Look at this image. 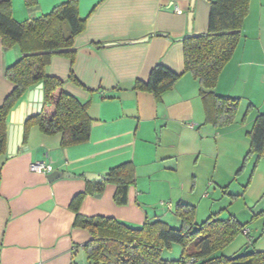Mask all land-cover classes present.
Returning <instances> with one entry per match:
<instances>
[{"label":"crops","instance_id":"1","mask_svg":"<svg viewBox=\"0 0 264 264\" xmlns=\"http://www.w3.org/2000/svg\"><path fill=\"white\" fill-rule=\"evenodd\" d=\"M66 1L36 0L29 6L12 0L13 17L35 18ZM210 11L209 0H80L79 13L88 21L75 39V60L54 56L47 70L64 81L66 92L89 104L91 138L64 147L60 134L27 126L30 91L38 85L13 107L8 141L20 126L23 133L16 152L8 153L7 142L8 156L0 158V264H86L82 246L91 236L73 227L70 204L77 194L100 186L102 191L86 195L81 214L134 225L160 219L180 227L175 210L185 203L196 207L197 222L224 211L221 218L234 215L246 224L249 233L239 234L224 249L226 255L264 250V157L245 161L247 132L264 114V0H251L242 39L215 88L219 95L241 99L236 122L224 127L207 120L200 84L184 73L183 39L190 24L192 35L208 32ZM20 56L19 47L5 50L0 38V105L15 88L6 70ZM159 63L183 74L160 99L134 88ZM223 153L234 162L222 161ZM37 161L74 177L51 182L50 173L31 170ZM126 162L134 163L136 182L121 206L114 201L116 185L86 174L105 176ZM240 171L248 178L241 191L229 193ZM204 199L208 215L198 220Z\"/></svg>","mask_w":264,"mask_h":264},{"label":"trees","instance_id":"2","mask_svg":"<svg viewBox=\"0 0 264 264\" xmlns=\"http://www.w3.org/2000/svg\"><path fill=\"white\" fill-rule=\"evenodd\" d=\"M35 2L26 0L29 6ZM79 2L67 0L47 14L17 21L12 13V0H0L3 48L8 50L17 46L21 51L19 59L6 70V77L15 88L0 105V158L8 156L11 110L29 89L40 83L44 85L43 109L30 117L26 125H36L45 135L60 134L64 147L90 140L92 118L89 104L66 92L64 81L51 76L47 70L54 56L75 60V39L85 30L88 21L79 13ZM209 3L208 32L183 39L184 73H190L200 84L207 120L224 127L236 122L241 99L219 95L215 88L242 39L251 0H209ZM182 76V73L159 63L151 70L148 80H137L134 88L151 92L160 99ZM70 77L78 81L73 72ZM247 135L250 150L245 161L253 155L264 157V114L256 117ZM104 182L116 185L114 201L117 205H126L129 188L136 182L134 163L126 162L111 168ZM96 191H102V187L77 194L70 204L75 212L73 227L85 229L91 236L82 246L86 264H264V250L252 249L233 256L224 253V249L247 228L234 215L221 218L218 212L197 222L196 207L179 203L175 213L181 226L173 227L160 219H147L142 225H134L115 217L81 214L84 198ZM174 245L181 247L180 257L164 258L165 251H170Z\"/></svg>","mask_w":264,"mask_h":264},{"label":"water","instance_id":"3","mask_svg":"<svg viewBox=\"0 0 264 264\" xmlns=\"http://www.w3.org/2000/svg\"><path fill=\"white\" fill-rule=\"evenodd\" d=\"M195 0H192V4H194ZM191 19H192V14H191ZM192 36L191 33V24L189 26V34L187 37ZM44 85L43 83L38 84V86L35 89H32L30 91V99L32 98V105L29 108L28 116H36L39 114L44 105ZM22 133H23V126H20V131L18 130L17 133L12 132L9 135V141H8V153L9 154H14L17 150V146L21 143L22 141ZM62 177H74L73 174L68 173V172H62L55 170L52 173L49 174L48 179L53 182L59 178ZM87 179H105L104 175L100 174H93V173H87L86 174Z\"/></svg>","mask_w":264,"mask_h":264},{"label":"rangeland","instance_id":"4","mask_svg":"<svg viewBox=\"0 0 264 264\" xmlns=\"http://www.w3.org/2000/svg\"><path fill=\"white\" fill-rule=\"evenodd\" d=\"M224 155H226V156H224ZM221 158H222V161H224V160H228V162H234L233 161V157H232V155L230 156V154L229 153H223L222 154V156H221ZM241 166H239V167H236L237 168V170L240 168ZM235 168V169H236ZM243 170V169H242ZM241 170V171H242ZM241 171L240 172H237V176L239 177L238 178V180L237 181H235V182H233V184H232V186H231V188H229V189H227L228 191H229V193H237L238 191H241V188H239V185H243L244 183H245V181L247 180V178H248V175L246 174V176H244L243 175V173L241 174ZM221 188L220 189H218L217 191H218V194H220L221 195ZM228 193V194H229ZM227 198V197H226ZM207 201H205V199L203 200V202H202V205H201V207H200V209H199V211H198V214H197V217H198V220L199 219H204L205 217H207V212L206 211H204L203 212V210L202 209H204V210H206L205 208H204V204L206 203ZM223 203H225V202H223ZM211 211V210H210ZM213 211V210H212ZM224 212V211H223ZM223 212H220V213H223ZM174 248L177 250V248H181L179 245H174ZM176 250H174L173 251V253H171V254H169V252H167V251H165V253H164V258H166V259H176L177 257H179L180 256V251L178 250V251H176Z\"/></svg>","mask_w":264,"mask_h":264},{"label":"built area","instance_id":"5","mask_svg":"<svg viewBox=\"0 0 264 264\" xmlns=\"http://www.w3.org/2000/svg\"><path fill=\"white\" fill-rule=\"evenodd\" d=\"M31 170L34 172H41V173H51L53 171V167L47 164L44 161H37L31 164ZM248 228H245L244 234L248 233Z\"/></svg>","mask_w":264,"mask_h":264}]
</instances>
